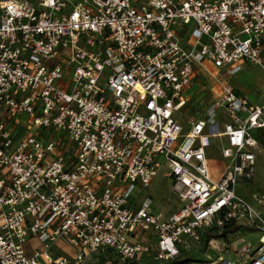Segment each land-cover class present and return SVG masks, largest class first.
<instances>
[{"label": "built area", "instance_id": "built-area-1", "mask_svg": "<svg viewBox=\"0 0 264 264\" xmlns=\"http://www.w3.org/2000/svg\"><path fill=\"white\" fill-rule=\"evenodd\" d=\"M263 33L264 0H0V264L171 259L228 221L254 225L255 243L209 264H264V215L235 190L254 175L264 102L220 78L264 67ZM204 74L183 130L174 113ZM161 166L180 201L165 216L131 197Z\"/></svg>", "mask_w": 264, "mask_h": 264}, {"label": "rangeland", "instance_id": "rangeland-1", "mask_svg": "<svg viewBox=\"0 0 264 264\" xmlns=\"http://www.w3.org/2000/svg\"><path fill=\"white\" fill-rule=\"evenodd\" d=\"M264 62V61H263ZM220 78L224 79L228 84L234 88L240 89L254 97L262 100L264 98V67L247 63L243 65L240 63L229 71V73L221 74ZM198 85H193L187 92L195 89V93L191 95L186 104L174 114L179 118L183 124V130L187 127L185 122L186 118L191 115L192 109L199 104V99L202 103H206L209 98V85L212 84L209 75L204 74L197 80ZM8 121V125L12 131L17 132L18 136H23L28 133L25 125L22 123L16 124L15 122ZM253 135L257 141L255 149V170L254 175L250 180L239 181L236 185V192L241 195L253 208L259 210L264 215V129L255 130ZM221 142L217 138L211 139L207 147V156L210 160L215 161L219 158V146ZM164 167L161 166L153 177L150 185L136 186L131 193V197L137 202L149 199L150 209L152 212H159L161 215H167L173 211L180 201L173 194L169 188V179L163 175ZM239 226L231 231L223 232L221 227H213L212 231L217 232L218 235L206 236L202 233L198 239L190 240L185 239L182 243L177 256L171 259H159L149 257L147 261L142 264H172L171 261L176 258L184 256L192 257L183 264H209V261L221 256L225 259L231 260L234 258H246L250 251H244L242 245L254 244L257 231L254 225L250 222L237 223ZM150 236V235H149ZM154 237H152L153 240ZM38 243L37 239L30 238L27 241L28 249L32 248ZM55 247L59 251L72 253L71 245L63 240L58 239L55 242ZM153 245L150 243V248ZM104 254L102 251L96 252L94 258H101ZM92 258V257H91Z\"/></svg>", "mask_w": 264, "mask_h": 264}, {"label": "trees", "instance_id": "trees-1", "mask_svg": "<svg viewBox=\"0 0 264 264\" xmlns=\"http://www.w3.org/2000/svg\"><path fill=\"white\" fill-rule=\"evenodd\" d=\"M259 129H264V128L254 129V130L252 131V133H253L255 130H259ZM238 226H239V224L235 223L234 221H228V222L224 223V224L221 226V230H222L223 232H225V231H231V230L236 229ZM211 228H213V227H211ZM211 228H207V229L203 230V231H202V234H203V235H206V236H208V237L213 236V235H218V233L212 231ZM191 258H192V257H190V256L187 255V256H184V257H181V258L173 259V260L171 261V263H172V264H183V263H186V262H188L189 260H191Z\"/></svg>", "mask_w": 264, "mask_h": 264}, {"label": "crops", "instance_id": "crops-1", "mask_svg": "<svg viewBox=\"0 0 264 264\" xmlns=\"http://www.w3.org/2000/svg\"><path fill=\"white\" fill-rule=\"evenodd\" d=\"M262 53H263V57H264V33H263V49H262ZM243 63V65H247V63H249V62H246V61H244V62H242ZM198 85V83L197 82H194L192 85H191V87L193 86V85ZM192 90H194L195 91V89L193 88ZM235 90H237L238 92H240L241 94H243L244 96H246L247 97V99H248V101L250 102V103H253V104H260V103H263L264 102V98L262 99V100H260L259 98H257V97H254V96H252V95H250V94H248V93H246V92H244V91H242V90H240V89H237V88H235ZM263 110H264V108H263ZM209 158V157H208ZM211 158H209V160H210ZM220 162H221V157H220V154H219V158L217 159V160H215V161H213L212 162V160H210V164L212 165V167H217V166H219V164H220ZM153 179V178H152ZM152 181V180H151ZM235 190H236V188H235ZM134 202H135V204L137 205V204H139V202H137L136 200H134ZM141 203V202H140ZM179 206V205H178ZM177 206V207H178ZM176 207V208H177ZM175 208V209H176ZM159 213V212H158Z\"/></svg>", "mask_w": 264, "mask_h": 264}]
</instances>
